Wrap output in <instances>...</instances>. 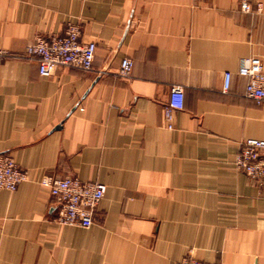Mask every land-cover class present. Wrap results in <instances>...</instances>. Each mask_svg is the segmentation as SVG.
Listing matches in <instances>:
<instances>
[{
  "label": "crops",
  "instance_id": "obj_1",
  "mask_svg": "<svg viewBox=\"0 0 264 264\" xmlns=\"http://www.w3.org/2000/svg\"><path fill=\"white\" fill-rule=\"evenodd\" d=\"M259 3L0 0V154L28 176L0 190V264H264V184L233 168L242 140L264 139V105L237 74L244 58L264 63ZM68 23L96 46L92 71L41 77L25 49ZM44 176L103 184L91 227L56 224Z\"/></svg>",
  "mask_w": 264,
  "mask_h": 264
},
{
  "label": "built area",
  "instance_id": "obj_2",
  "mask_svg": "<svg viewBox=\"0 0 264 264\" xmlns=\"http://www.w3.org/2000/svg\"><path fill=\"white\" fill-rule=\"evenodd\" d=\"M243 12L252 10L251 1L260 6L259 0H235ZM80 28L77 24L68 23L61 35L49 38L37 36L25 49L24 59L36 62L41 77L51 76L58 67H71L90 72L93 68L96 46L93 42L82 43L79 40ZM5 52L0 51V58ZM132 70V61L123 58L119 64L117 75L120 79H128ZM237 74L246 78L244 95L264 105V63L258 57H248L240 61ZM231 74L223 76V90L230 86ZM183 108V90L174 86L170 90L169 99L163 109L167 126L174 112ZM236 172L242 173L252 182L264 184V139L246 138L241 141L239 150L233 161ZM28 176L22 171L13 157L0 154V190L14 192L18 185L26 181ZM40 186L47 190L58 207L54 218L60 226H76L89 228L94 224L95 210L104 197V186L99 182H83L73 177L56 178L44 176ZM174 264H206L187 255Z\"/></svg>",
  "mask_w": 264,
  "mask_h": 264
},
{
  "label": "water",
  "instance_id": "obj_3",
  "mask_svg": "<svg viewBox=\"0 0 264 264\" xmlns=\"http://www.w3.org/2000/svg\"><path fill=\"white\" fill-rule=\"evenodd\" d=\"M103 71H105V69H103ZM57 210H58V207H57ZM57 210H56V211H57ZM56 214H57V212H56Z\"/></svg>",
  "mask_w": 264,
  "mask_h": 264
}]
</instances>
